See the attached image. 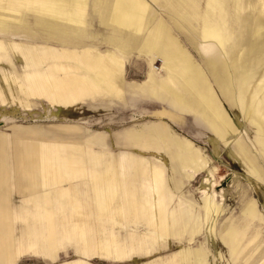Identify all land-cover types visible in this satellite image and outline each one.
Wrapping results in <instances>:
<instances>
[{
    "label": "rangeland",
    "instance_id": "obj_1",
    "mask_svg": "<svg viewBox=\"0 0 264 264\" xmlns=\"http://www.w3.org/2000/svg\"><path fill=\"white\" fill-rule=\"evenodd\" d=\"M28 1L11 4L13 0H0V6L4 8L11 4L10 9L0 8V15L5 17L0 20V45L3 48L0 51V208L8 202V194H11L13 203H21L16 181L10 179L9 160L14 167L17 149H29L27 155L32 157L36 151L30 148L38 150L39 143L46 141L43 131L64 132L62 135L67 136L68 141L78 142L62 143L56 146L57 153L50 151L49 154L55 158L63 156L66 161L74 158L75 155L68 152L74 150L75 154L85 158L84 161L69 162L68 168L76 171L75 180L90 177L93 182L92 190H87V198L93 199L96 211L92 227L87 231L94 248L90 253L83 250L81 244L65 234L69 228L55 229L58 233L54 243L56 257L30 252L9 261L0 259V264H264V54L258 62L250 65L249 70L253 73L246 82L239 78L237 71L242 58L238 43L248 47L259 26L260 34L264 35V0H260L257 9L251 4L240 9L234 0H218L221 11L213 7L211 2L214 0H143L147 7L144 13L143 10L135 12L142 15V20L134 26H121L117 19L108 20L105 24L98 19H89V0H80L83 9L73 11L74 20L58 21L47 11H37L35 1L34 4ZM58 2L63 7L62 11L59 9L62 13H66L67 8H75L62 0ZM118 2L105 0L104 3L113 7ZM160 23L187 55L203 68L204 77L211 84L234 129L233 132L222 129L224 136H228L226 143L194 112L176 109L153 94H133L130 89L131 85L142 88L149 72L155 76H167L166 70L158 72L151 67L149 71L148 53L152 50L151 55H160L153 45L149 49L143 44L148 39L153 41V31ZM135 33L141 40V46L136 44L137 48L133 49ZM75 34H83L89 43L87 48L104 55L109 64L116 67L123 63V69L117 68L111 75L114 84L104 85L67 105L29 90L30 83L26 78L29 73H47L53 69L64 77L84 71L86 65L77 56L83 54L84 47L73 46ZM16 43L53 46L62 57L54 61L44 59L45 53H40L41 63H27L16 50L11 49V45ZM110 55H115L117 60ZM152 90L157 92L153 87ZM250 90L253 91L254 105L245 99ZM255 90L259 91V96L254 94ZM161 109L165 110L163 116L151 114ZM152 124L163 125L170 135L190 142L194 149L200 151L203 158L198 161L199 171L191 178L189 175L197 168L196 163L187 168L182 164L176 165L173 160L172 163H162L157 158L159 151L151 146L135 145L125 136L131 129L138 130ZM86 133H91L87 144L82 137ZM97 133L104 134L100 144L93 139ZM78 135L81 137L77 138ZM151 140L155 141L156 135ZM156 143L172 151L168 142ZM142 159L147 161L145 166L157 167L162 172L159 219L164 226L163 234L168 232L167 221L172 227L167 239H158V233L147 227L141 217L142 210L155 208L150 205L143 207L146 204L143 193L153 191L154 183L151 182L153 174H138L134 160ZM49 161L52 172L57 174L55 160ZM63 176L67 177L62 175L61 178ZM109 180L113 185L108 187ZM95 182L101 185L105 197L116 194L109 212L101 217L98 215ZM174 182L177 187L170 188ZM208 195L215 196V202L221 205L220 215L215 210L205 209ZM135 203L139 216L135 211V214L128 211L134 210ZM163 208L167 209L166 214ZM2 212L0 210V237L7 232L10 245H14V236L20 232L24 222L20 212L12 213L10 219L13 222L8 213L4 214V221ZM68 214H65L66 220ZM227 226L228 230L238 228L242 231V240L234 252L223 239L222 232ZM35 231L49 236L48 229ZM35 231L29 229L26 232L30 236ZM133 235L142 244L127 256L106 257L96 249L101 239L113 241L111 236L116 242L129 245ZM147 237H151L149 241ZM146 243L151 245L150 249ZM46 246L49 249L52 245ZM123 247L121 249L125 251L129 249Z\"/></svg>",
    "mask_w": 264,
    "mask_h": 264
},
{
    "label": "crops",
    "instance_id": "obj_2",
    "mask_svg": "<svg viewBox=\"0 0 264 264\" xmlns=\"http://www.w3.org/2000/svg\"><path fill=\"white\" fill-rule=\"evenodd\" d=\"M13 1L14 2L16 1V3H25L28 0H13ZM34 1H35L37 11L39 12L47 11V13H51V17L57 21L61 19L62 20L63 19L74 20L75 18L72 17L73 11L74 10L75 12L80 11L82 8L81 5H83V3L80 0H76V1L62 0V2L64 1L65 4L73 5L72 7L75 6V8L73 9L67 8V12L62 13L61 9H63V7L60 5L61 3H59L58 0H34ZM34 1L33 2L28 1V2L34 4ZM14 2L12 3L10 2V3L13 4ZM104 2L105 0H89V3H90V14L89 15L91 16V17L89 16V19L91 18L98 19L104 24L108 20L117 19L118 24L121 26H125V25L134 26L136 24L141 23V20H142V15L139 13L135 14V12L138 10V8L139 10H141L142 8H144L143 6L146 5L145 8L142 9L144 12V10L147 7V4L143 0H132V1L119 0L118 4L116 5L115 3L113 7H110L108 5L106 6ZM11 4H10V7H11ZM10 7L6 9H10ZM0 8H3V7L0 6ZM59 9L61 11H59ZM126 13L128 14L126 15ZM57 14H62V15L64 14V15L58 16ZM206 17L207 16L204 17V22L206 21L205 20ZM4 18L3 16L0 15V20ZM131 19L133 22L131 21ZM122 22H124V24H122ZM71 28H75V27L73 26ZM153 32H154V36L157 35L153 37V43L155 44L153 45L154 46L153 49L156 50L158 53H160L159 54L160 57H156L155 53L151 55L150 53H152V51L150 52L148 50V52H150L148 53L147 51L143 50L145 53L149 54L148 55L149 56L148 58L149 71L151 67L155 71H158V72H163V70L164 71L166 70L168 71L167 76L166 74L164 75L162 74V76H155L153 75V73L150 74L149 72V76L147 77V80L145 81V85L144 84L142 85V88L137 85H131L130 89L133 90V94L136 93V95H138V93L140 92L145 94V96L153 94L159 100L168 101L176 109H179L182 111L193 112L189 109L182 107L180 104H177L172 98V96L163 87V81L167 82L170 77V75H168L170 73L169 66L167 64L168 60L166 61V59L172 54V56L170 57H172V59L173 57L175 58L173 61H171V63L174 62L172 64L173 65L176 64L175 66L176 68H178L179 66H182L183 61H180V59H178L179 55L177 53L179 51H183V52L185 51L182 50V48H180V45L176 43L177 40L174 37H172L170 33H168L167 29L163 25H161V23L158 26V28L154 30ZM134 35L133 36L135 39H133L134 40L133 49L137 48L136 44H139V47L141 46V43H139L141 42V40L137 39L136 33ZM154 39L156 41H158L159 39V41L156 43ZM74 40L72 41L74 47H77V48L80 46L84 47L83 54L77 55L79 56L78 60L80 62H83L86 65V67L83 68L84 71H82L81 73H76V76H74L73 74L72 75L66 74L64 77H60L53 69L51 72H47V73H44L41 71L35 72L34 74L29 73L27 74V77H26L28 82L30 83L28 87L29 90L33 92H39L41 95H44L49 99L56 98L57 102L63 105H67L72 100L77 99L80 96H83L91 91L98 90L100 87H103L104 85H108L111 83L114 84V82L111 81L110 77L111 75H113L114 71L117 68H119V70L123 69L124 67L123 63L119 65L120 67L118 65L115 67L112 64H109L107 62L104 55L97 54L95 52L93 53V51L90 48H87V46H89V43L83 34H75ZM165 40L166 42L164 43L163 41ZM174 40H176V42H174ZM151 42L150 40H147L146 42H143V44L145 47L147 45V47L150 49L149 46L150 45L152 46ZM167 42H170V44ZM172 42L175 43V46L173 45ZM156 46L157 47L159 46V47L157 48ZM164 47H166L167 49ZM174 47L176 48L173 52ZM12 48L18 52V55L21 59L26 60L27 63L33 62L35 65H38L39 63H41V60L39 59L40 56H38V54L40 53H45V55L43 56V58L45 57L44 59H52L54 61L62 57L60 51L54 48L53 46H50L47 48V47H41L36 44L16 43L14 45H11V49ZM209 48L210 50L214 49L213 47H209ZM2 49L3 48L0 45V51ZM163 54H165L166 56ZM110 56L113 58V60H117L116 59L117 57L115 55H110ZM69 58L72 59V56H69ZM158 62H160V64H158ZM196 67H199V66L196 64ZM199 68L201 69L202 74H203L204 73V71L202 70L203 68L202 67H199ZM107 79L109 81H107ZM176 82L182 83V79L178 78ZM21 86L22 87L24 86L23 83H21ZM152 87L155 88L157 92H154L152 90ZM164 111L165 110L161 109L157 112L155 111L151 112V114L155 116H163ZM198 117L201 119V121L206 123L208 128L213 133H215L206 121H204L199 115ZM62 133L64 132L49 133L47 131H43L42 134L47 136V138L49 139L44 138L46 141H42L39 143L38 150L34 148H30L31 150L33 149L36 151L34 156L28 157L27 154L29 152V149L19 148L15 152V158L13 161L14 167H12V163L9 160V164H11L10 179L13 178L16 181V192L21 197V200H20L21 203L20 204L13 203L11 194H8L6 196L8 197L7 198L8 202L7 201L6 203L4 202L3 203L4 205L3 207L0 208V210H3L2 216H3L4 221H5L4 214L8 213V218L10 219V216L12 215V213L18 214L20 212L19 214H20L21 220L24 222V225L21 226L20 232L18 234H15L14 245L12 244H11L12 246L10 245V241H11L10 235L7 232H4L3 235L0 237V259L1 261L4 258L6 261L12 260L14 258L16 259L19 256L26 254V253H30V252L42 253V254L44 253L46 255H49L50 257H53V258L56 257V247H54V243L57 241L58 233L55 232V229L69 228L70 230H66L65 234L67 233L68 235L72 237V239L75 240L76 243L81 244V248L83 250L85 251L87 250L90 253L92 252V249L94 248L92 247V242L90 244L89 233L87 231V228L92 227L91 221L94 216V211H96V209H94V206L92 204L93 199L87 198V190H92L91 187L93 185V182L90 177H84V178L75 180L74 178L76 176L75 175L76 171L68 168L69 162L80 161L83 158L82 156L75 154L74 150L68 151L72 156L73 154L75 155L74 158L70 160H66V161L64 160L63 156H60L59 158L61 159L58 160L59 158H55V156H53L52 154H49L51 153L50 151L57 153L56 146L62 143L67 144V143L78 142V141H68L67 136L62 135ZM90 135L91 133H86L85 135H82V137H84L85 139L84 141L85 144H87L88 140L90 139ZM153 135H156V140H157V141L155 140L156 142H162V141L163 142L166 141V143L168 142V144L171 146L172 151L170 150L167 151L160 144L156 143L154 140L150 141ZM125 136H128V139L131 141V143L135 145H139V146L142 145L146 148H150L151 146L152 148H154L153 150L159 151V155H157V158L159 160H162V163H165V162L169 163L173 160V162H175L176 165L182 164L186 168L190 166L192 163L194 164L196 163L197 165L196 164L195 165L197 166V168L194 169L192 173H190L189 178H191L197 171H199L198 167L200 165L198 164L199 163L198 161L203 158L202 154H200V151L197 149H194V147L191 145L190 142H187V143L183 142L177 136L170 135L167 129L161 124L147 125V126H144L142 129H138V130L131 129L127 131ZM216 136L220 139V137L217 134ZM76 137L77 136H74V138ZM79 137L81 136L78 135L77 138ZM144 138H146L147 140H145ZM93 139H94V142L100 144L102 140L104 139V134L102 133L94 134ZM76 156L77 158L79 156V158L77 159ZM52 158L56 162L55 167H54V170L57 173L55 174L56 176L54 175L53 173L54 171L52 170V168H50V164H49L50 163L49 160ZM84 160L85 158L83 159V161ZM134 163L136 164V166L138 165L137 166L138 174H140L139 171H140V168L142 167H147V169H149L150 171L158 170L160 173H162L160 169H158L157 167L151 168L148 165L145 166L147 163L145 159H142L141 161L134 160ZM57 164H60V165L57 167ZM62 175H66L67 177L63 176L61 178ZM162 180L163 179L161 178V181ZM94 185H95V188H96L95 190L98 196V203H97L99 207L98 215L101 217L105 213L109 212L111 208L112 199H114L116 194L112 193L111 196L109 195L108 197H105L106 194L103 193L105 196L102 194L101 185L97 184V182H95ZM111 185H113V183L110 182L109 180L108 187ZM160 187H162L161 184H160ZM173 187L174 188L177 187V184L175 182L170 184V188H173ZM156 190H157V198H160V196L162 195H160L161 193L159 191V188ZM136 193H133L132 195L136 196ZM67 194L70 195L74 201H72ZM133 209L134 210L128 209V211L133 214L136 213V215H138L137 214L138 206L136 203ZM163 209L166 214L167 209L166 208H163ZM4 210H6L7 212ZM121 211H124V210H121ZM66 213H69L67 220L65 216ZM10 220L7 222H10ZM167 225H168V229H167L168 232L166 234H163L160 230L156 228H151L148 225L147 227L152 229L153 232H157L158 239L161 240V239H167L170 236L172 227L168 221H167ZM29 229L33 231L48 229L49 236L44 235V233L41 231L40 232L35 231L34 235L29 236L26 232ZM149 238L147 237L146 240H148ZM31 239L32 240L34 239V241H32ZM111 240L113 241H110V239L108 241L101 239L99 241L100 243L99 247L96 248L98 249V251L100 250V253H102L106 257L115 256V257L121 258L123 256H127L129 253L136 250L138 247H140L139 245L142 244V241H136L138 240V238L134 235L132 236L129 245L125 243H121V241L116 242L114 236H111ZM83 242L84 243L86 242V243L84 244ZM46 244L52 245L50 246L51 248L48 249ZM146 244L148 245V243ZM113 245L114 246L116 245L115 246L116 248L113 247ZM149 245L147 248L150 249L151 245L150 246ZM123 246L129 247V249H127V251H125V249H121V248H125ZM15 249L16 251H14Z\"/></svg>",
    "mask_w": 264,
    "mask_h": 264
},
{
    "label": "bare ground",
    "instance_id": "obj_3",
    "mask_svg": "<svg viewBox=\"0 0 264 264\" xmlns=\"http://www.w3.org/2000/svg\"><path fill=\"white\" fill-rule=\"evenodd\" d=\"M234 1L240 9H243L244 6L246 7L249 4H251L252 7H255V9L259 8L258 6H260V0H234ZM211 3L213 5V7H216V9H218V11H221L222 7H221V4L218 0H214V2L212 1ZM145 6H143V7L145 8ZM144 8H142V9H144ZM4 9H6V8H4ZM138 10H139V8H138ZM127 14L128 13H126V15ZM205 16H206V14H205ZM131 21H132V19H131ZM122 24H124V22H122ZM260 28L261 27L259 26L255 30L253 38L251 40H249L248 47H246V44H244L242 42L238 43V44H240V47L242 49V53H241L242 58H241V62L238 64L239 69H237V71L239 70V78L243 82H246L252 76L253 71L249 70L250 65L253 64L254 62H258L260 57L264 54V35L260 34V30H261ZM157 32H158V30H157ZM155 36H157V35H155ZM166 39H168V38H166ZM172 40H173V38H172ZM158 41H159V39H158ZM158 41H156V43ZM167 41H169V40H167ZM163 42L165 43L166 40ZM174 42H176V40H174ZM174 42H172V43L175 46ZM151 43H152V45H155L153 43V41ZM167 43L170 44V42H167ZM176 43H178V42H176ZM148 44H150V43H148ZM173 45H172V47H173ZM164 48H166V47H164ZM175 48L176 47H174L173 52H174ZM178 50H179V48H178ZM182 50H184V49L182 48ZM165 54H163V55H165ZM177 54L179 55L178 59H180V61H183L182 66H179L178 68H176V66H175L176 64L175 65L172 64L174 62L171 63V61H173L175 57H173V59H172V57H170V56H172V54L170 56L167 54L169 57L166 59V61L168 60L167 64L169 66V72H170L168 75H170V77H169L167 82L163 81L164 89L172 96V98L174 99V101L177 104H180L182 107L197 113L204 121H206L209 124V126L213 129V131L220 137V139L223 142H227L228 136H226V135L224 136V134L222 133V129L227 130V132H230L231 130L233 132L234 129L232 127L231 121L229 120V118H228L226 112L224 111L221 103L219 102L218 97L216 96L215 92L213 91L212 86L210 85L208 80L202 74L201 69L199 67H196V63H194L191 60V58L185 52L179 51ZM162 57H164V56H162ZM176 58H177V56H176ZM180 61H178V62H180ZM170 63H171V65H170ZM236 66H237V64H236ZM109 69H110V67H109ZM167 73H168V71H167ZM178 78L182 79V83L176 82ZM252 94H253V91L250 90V92L247 93V97L245 98L246 101H248V103L250 105H254V103L252 102V96H253ZM254 94L256 96L260 95L258 90H255ZM227 134H229V133H227ZM168 159H170V158H168ZM139 172L143 176H146L147 173H150L151 175L153 174V180H154V181L153 180L151 181L154 183V185L152 187L153 191H151V192L147 191L146 193L144 192L145 194L143 193L142 197H144L143 199L146 200V204L143 207H147V205H150V206L155 207V208L142 210L141 211V217L145 220V223L149 227L156 228V229L160 230L162 233H164V226L162 225L161 220L159 219V217H160V214H159L160 209H159V203H158L159 198H157V190H156L158 188L160 189L159 183H161V176L162 175L158 170H156V171L151 170L150 171L149 169H147V167L140 168ZM145 180L148 182V179L145 178ZM214 197L215 196L208 195V200L206 202L205 209L207 211H213V212L215 210V213L220 215L222 213V209L220 208L221 205L219 203L215 202ZM138 212H139V210H138ZM139 214L140 213H138V215ZM253 215H255L254 212H253ZM77 219H78V217H77ZM228 227L229 226H227L225 228V230L222 232V234H224L223 239L226 242V244L229 245L231 250L234 252L236 250L238 244L242 240L243 235H242V231H240L238 228H232L231 230H228ZM99 245H100V243L98 244V247H99Z\"/></svg>",
    "mask_w": 264,
    "mask_h": 264
}]
</instances>
